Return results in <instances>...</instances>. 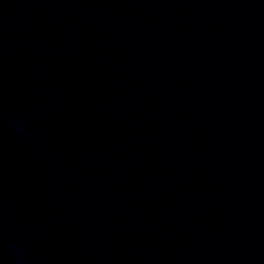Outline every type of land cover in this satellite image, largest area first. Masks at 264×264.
I'll return each mask as SVG.
<instances>
[{"label":"water","instance_id":"obj_1","mask_svg":"<svg viewBox=\"0 0 264 264\" xmlns=\"http://www.w3.org/2000/svg\"><path fill=\"white\" fill-rule=\"evenodd\" d=\"M0 264H264V0H0Z\"/></svg>","mask_w":264,"mask_h":264}]
</instances>
